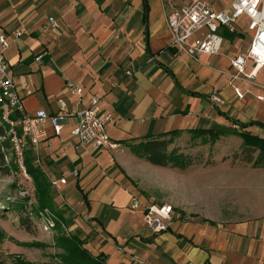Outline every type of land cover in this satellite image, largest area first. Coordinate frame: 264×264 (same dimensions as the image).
I'll return each mask as SVG.
<instances>
[{
  "label": "crops",
  "instance_id": "obj_1",
  "mask_svg": "<svg viewBox=\"0 0 264 264\" xmlns=\"http://www.w3.org/2000/svg\"><path fill=\"white\" fill-rule=\"evenodd\" d=\"M145 2L146 10L142 0H0V34L10 41L5 60L23 111L55 115L58 97L68 109L96 97L111 116L105 132L115 148L79 145L69 134L76 118H67L58 135L44 123L37 166L56 182L50 187L69 230L106 264H264V203L238 218L172 213L158 234L143 222L145 210L160 205L141 187L146 162L122 142L180 131L179 143L191 140L189 130L207 129L264 138V67L246 62L237 74L229 64L243 55L236 38L198 60L178 52L165 25L170 0ZM49 18L56 27L45 29ZM16 29L22 33L14 38ZM67 82L81 95L69 94ZM250 122L261 126L243 127Z\"/></svg>",
  "mask_w": 264,
  "mask_h": 264
},
{
  "label": "rangeland",
  "instance_id": "obj_2",
  "mask_svg": "<svg viewBox=\"0 0 264 264\" xmlns=\"http://www.w3.org/2000/svg\"><path fill=\"white\" fill-rule=\"evenodd\" d=\"M192 1L170 0V6L171 9L179 8ZM204 1L216 10L225 9L231 2ZM246 26L247 20L242 18L236 24L235 32L238 34L235 46L243 55L251 37L246 33ZM241 148L240 139L234 136L220 138L213 145L203 144L199 139L179 143L175 139L167 150L195 156L200 164L181 172L145 163L146 169L140 171L141 187L154 199L153 204L171 206L173 214L203 215L213 219L251 215L260 211L264 203V170L246 164L241 159ZM256 155L257 152L252 157ZM6 161L9 174L0 175V262L12 264L16 260L24 264H53L57 261L54 256L60 252L55 246L57 231L68 236L75 233V229L69 230V217L52 191V206H38L33 182L29 184L23 179L11 150H8ZM25 172L29 175L26 169ZM12 205L24 206L25 211L13 212ZM43 210L48 211L52 220L46 226L48 230H44L45 225L39 221L38 213ZM25 217L30 221L27 228L22 225Z\"/></svg>",
  "mask_w": 264,
  "mask_h": 264
},
{
  "label": "built area",
  "instance_id": "obj_3",
  "mask_svg": "<svg viewBox=\"0 0 264 264\" xmlns=\"http://www.w3.org/2000/svg\"><path fill=\"white\" fill-rule=\"evenodd\" d=\"M242 18L247 20L246 32L251 35L250 41L245 54L230 58L229 64L237 74H243L246 62L254 66V69L264 67V0H231L222 10H216L204 0H193L188 5L171 9L165 16V25L172 38L171 47L198 60L204 55H218L224 43L221 32L225 30L235 33L236 24ZM55 27L53 18H49L48 24L44 26L45 29ZM21 33V30L16 29L13 33L14 38L19 37ZM9 46L10 41L4 34H0V111L2 121L9 127L6 136L9 139L12 156L25 181L32 184L31 177L26 174L23 167V153L28 145L37 153L38 134L46 122L50 123L54 133L58 135L67 118H76V124L69 134L79 145H90L94 149L115 148L116 145L110 142L105 132V126L111 121V116L99 110V100L96 97H91L83 109H68L65 100L58 97L56 104L59 111L55 115H49L44 110H37L33 114L25 113L5 60V52ZM39 59L36 58V63H39ZM252 74L253 71L248 76ZM21 89L25 94H30L26 84H22ZM65 90L76 96L82 93L80 88L70 82L65 84ZM234 93L241 97L237 89H234ZM211 100L214 103H221L216 95L212 96ZM12 114L18 116L16 120L10 119ZM3 139L0 137V141ZM6 157L7 155H5L7 163ZM35 164H38L37 159ZM69 175L75 177L77 172ZM49 183L51 187L56 185L54 181ZM138 204V201L133 199L132 207L137 208ZM172 213L173 209L168 205L150 206L143 214V222L152 233L158 234L166 230V222L170 220ZM38 214L40 223L42 221L45 225L44 230H48L46 226L52 222L50 214L47 210Z\"/></svg>",
  "mask_w": 264,
  "mask_h": 264
},
{
  "label": "trees",
  "instance_id": "obj_4",
  "mask_svg": "<svg viewBox=\"0 0 264 264\" xmlns=\"http://www.w3.org/2000/svg\"><path fill=\"white\" fill-rule=\"evenodd\" d=\"M142 1L144 10H146V2L145 0ZM221 35L224 39L232 41L238 34L223 30ZM17 117L16 114H12L10 119L16 120ZM256 125L261 126L258 122H250L243 125V127ZM8 129V125L2 121L0 111V137L4 138L0 141V175L9 174V163L5 162V155H7L8 150H10L9 139L6 136ZM180 133V131H174L157 136H145L138 142L132 140L129 143H122L125 144L136 157L144 160L150 165L161 168L168 167L172 170H184L200 164V160L192 155L178 153L177 150L174 149L170 151L167 150V148L174 143L175 139L179 137ZM188 133L191 136V140L199 139L201 143L210 145H213L221 137L232 134L241 140V149L243 152V157H241V159L253 168H264V138L252 135L247 131L225 132L207 129L189 130ZM255 152H257V155L253 158L252 156ZM23 154V164L27 173L32 178L37 204L40 208H50L52 206V190L50 183L40 168L33 164L35 156L30 145H28ZM11 207L13 212L25 211V207L21 205H12ZM27 224H30L29 219L27 217L22 218V225L27 228ZM57 232L55 246L60 252L54 256L57 258V261L53 264H106V257L103 254L93 256L84 247L86 240L80 239L78 234L74 233L66 236L61 230ZM14 261L15 262L12 264H24L22 261ZM0 264L4 263L0 262Z\"/></svg>",
  "mask_w": 264,
  "mask_h": 264
}]
</instances>
